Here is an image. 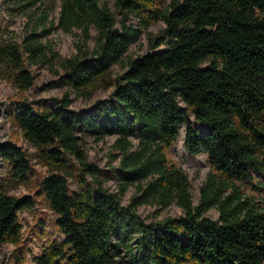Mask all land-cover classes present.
Here are the masks:
<instances>
[{"label": "trees", "instance_id": "trees-1", "mask_svg": "<svg viewBox=\"0 0 264 264\" xmlns=\"http://www.w3.org/2000/svg\"><path fill=\"white\" fill-rule=\"evenodd\" d=\"M52 1L18 0L16 7L25 13ZM114 9L119 19L107 3L62 0L58 27L80 31L83 43L91 28L97 32L89 54L77 44V54L61 60L42 45L36 38L50 32L45 14L36 25L40 32L29 33L21 45L0 43V79L26 91L33 86L27 65L52 68L57 62L68 86L51 109L26 101L8 105L36 151L33 157L12 142L0 144L9 182L26 184L32 159L49 171L39 188L63 241L42 246L33 261L117 264L121 251L114 238L122 237L135 240L142 264H264V0H115ZM158 22L164 28L149 38L152 52L130 60L125 72L108 82L114 87L110 96L85 112L72 110L69 92L88 95ZM181 125L186 152L204 153L209 167L197 205L187 175L165 152ZM87 135L115 137L112 150L119 161L110 171L117 193L87 162L79 142ZM68 155L79 164L75 191L67 181ZM130 187L135 192L124 206ZM36 203L0 187V245H19L18 214ZM172 203L182 216L146 222L138 214L144 205L163 210ZM211 209L217 220L206 216Z\"/></svg>", "mask_w": 264, "mask_h": 264}, {"label": "rangeland", "instance_id": "rangeland-1", "mask_svg": "<svg viewBox=\"0 0 264 264\" xmlns=\"http://www.w3.org/2000/svg\"><path fill=\"white\" fill-rule=\"evenodd\" d=\"M98 1L101 4L107 3L111 11L117 15V18H120L114 9L115 0ZM61 2L62 0H54L41 3L34 7L35 9L30 8L25 13H21L16 7L18 0H0V27L3 30L0 43L21 45L29 33L40 32L36 25L40 21L41 15L45 14L47 16L45 27L50 32L44 35L41 32V36L36 38L42 45L52 47L61 60L74 57L77 54V44H82L83 51L89 54L95 48L97 32L91 28L89 31L90 39L83 43L80 31L65 32L58 27ZM52 22L53 28H50ZM163 28L164 24L158 22L143 31L139 39L130 45L121 62L114 65L103 80L87 90L89 91L88 95L78 96L75 92L70 91L69 97L72 101L70 108L82 113L89 110L96 101L108 98L114 88L109 86L108 82L113 84L116 77L125 72L130 60L151 53L149 38L156 36ZM162 48L160 47L157 50ZM27 69L33 76V86L26 91H20L12 83L0 79V144L12 142L22 148L27 155L33 157L36 151L24 139L21 130L12 120L8 105L12 101H26L38 109H51L55 105V100L63 98V95L68 93V86L62 82L64 71L57 62L54 63L52 68L47 64L42 65L39 63L27 65ZM184 136L185 127L181 125L176 141L165 152L170 163L179 167L187 175L192 203L197 205L200 188L206 181L209 167L204 153L192 157L186 152ZM79 138L81 150L84 152L87 162L96 165L101 170L102 179L105 181L104 186L110 192L117 193L118 185L111 176L110 171V168L117 166L119 161L116 158V153L112 150L115 137L106 136L102 140H96L94 137L87 135L79 136ZM130 140L134 146L137 145L138 140L136 137L133 136ZM64 159L67 164V172L71 175V177H67L69 187L72 191H75L77 189L76 177L80 174L79 164L73 156L68 155ZM31 166L32 172L29 175L28 182L19 185L8 181L10 166L0 158V187H4L11 196L18 198L30 197L37 202L32 210H26L18 214V222L22 228L20 243L18 246L0 245V264H35L33 258L40 255L42 246H46L52 241L58 243L63 241V236L55 227L56 217L47 208L39 188L40 181L49 175V171L39 164L36 159L31 160ZM134 192L133 187L126 191L121 200L124 206L129 203ZM251 192L250 187L246 188L247 194L251 195ZM159 209V207L152 205H144L139 207L138 214L146 222L161 221L166 217L177 218L183 215L182 210L174 203L163 210ZM206 216L213 220L219 218L218 212L214 209L209 210ZM114 239L120 244L121 251L120 256L117 258V264H142L140 256L132 247L135 242L134 239L122 237H115Z\"/></svg>", "mask_w": 264, "mask_h": 264}]
</instances>
